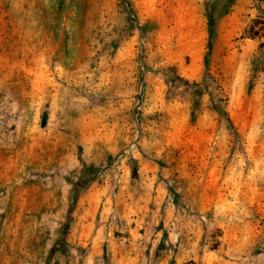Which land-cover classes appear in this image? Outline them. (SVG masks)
Masks as SVG:
<instances>
[{"label": "rangeland", "instance_id": "1", "mask_svg": "<svg viewBox=\"0 0 264 264\" xmlns=\"http://www.w3.org/2000/svg\"><path fill=\"white\" fill-rule=\"evenodd\" d=\"M0 264H264V0H0Z\"/></svg>", "mask_w": 264, "mask_h": 264}, {"label": "crops", "instance_id": "2", "mask_svg": "<svg viewBox=\"0 0 264 264\" xmlns=\"http://www.w3.org/2000/svg\"><path fill=\"white\" fill-rule=\"evenodd\" d=\"M195 16L193 19L183 23L186 29H174L170 41L164 46L165 50L175 52L178 54L177 58L183 60L185 67L192 66L194 59L203 60L206 46L209 41L207 30L205 29V20L198 10L195 9ZM181 25V24H180ZM178 25L177 27H180ZM175 62L174 65L180 67V62Z\"/></svg>", "mask_w": 264, "mask_h": 264}]
</instances>
